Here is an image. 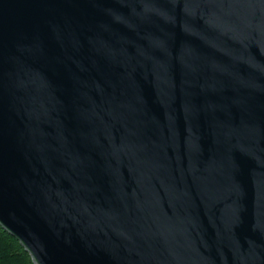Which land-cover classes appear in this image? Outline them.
<instances>
[{"label": "water", "instance_id": "water-1", "mask_svg": "<svg viewBox=\"0 0 264 264\" xmlns=\"http://www.w3.org/2000/svg\"><path fill=\"white\" fill-rule=\"evenodd\" d=\"M0 226L34 264H264V0H0Z\"/></svg>", "mask_w": 264, "mask_h": 264}, {"label": "trees", "instance_id": "trees-1", "mask_svg": "<svg viewBox=\"0 0 264 264\" xmlns=\"http://www.w3.org/2000/svg\"><path fill=\"white\" fill-rule=\"evenodd\" d=\"M0 264H34L20 243L1 226Z\"/></svg>", "mask_w": 264, "mask_h": 264}]
</instances>
